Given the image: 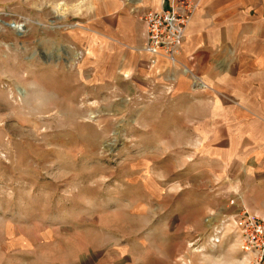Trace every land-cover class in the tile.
<instances>
[{"label":"rangeland","instance_id":"374dc122","mask_svg":"<svg viewBox=\"0 0 264 264\" xmlns=\"http://www.w3.org/2000/svg\"><path fill=\"white\" fill-rule=\"evenodd\" d=\"M94 2L0 0V264H257L225 223L249 179L205 146L198 107L95 83Z\"/></svg>","mask_w":264,"mask_h":264},{"label":"crops","instance_id":"0c3cea01","mask_svg":"<svg viewBox=\"0 0 264 264\" xmlns=\"http://www.w3.org/2000/svg\"><path fill=\"white\" fill-rule=\"evenodd\" d=\"M193 1L198 8L178 62L161 58L151 66L139 15L169 9L174 0H95L91 23L104 41L88 43L86 66L101 90L127 105L153 100L171 114L198 107L205 146L236 155L249 179L253 192L248 187L242 196V210L264 216V0Z\"/></svg>","mask_w":264,"mask_h":264},{"label":"built area","instance_id":"2783aa9c","mask_svg":"<svg viewBox=\"0 0 264 264\" xmlns=\"http://www.w3.org/2000/svg\"><path fill=\"white\" fill-rule=\"evenodd\" d=\"M197 8L198 2L193 0H174L169 9L147 11L139 15L146 28L142 51L150 57L151 66H155L161 58L171 64L178 62L188 25ZM231 204H234V201ZM231 217L225 220L226 225H232L242 234H249L253 240L256 239L260 257L257 264H264V220H260L247 209ZM224 229L222 227L212 237L213 243L221 240Z\"/></svg>","mask_w":264,"mask_h":264},{"label":"bare ground","instance_id":"6f19581e","mask_svg":"<svg viewBox=\"0 0 264 264\" xmlns=\"http://www.w3.org/2000/svg\"><path fill=\"white\" fill-rule=\"evenodd\" d=\"M18 28H19V26H18Z\"/></svg>","mask_w":264,"mask_h":264}]
</instances>
